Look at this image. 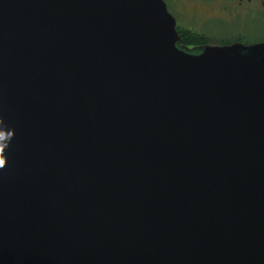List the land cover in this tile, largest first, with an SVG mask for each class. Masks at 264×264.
<instances>
[{"label":"water","instance_id":"95a60500","mask_svg":"<svg viewBox=\"0 0 264 264\" xmlns=\"http://www.w3.org/2000/svg\"><path fill=\"white\" fill-rule=\"evenodd\" d=\"M176 24L0 0V264H264V42Z\"/></svg>","mask_w":264,"mask_h":264},{"label":"flooded vegetation","instance_id":"af4514ba","mask_svg":"<svg viewBox=\"0 0 264 264\" xmlns=\"http://www.w3.org/2000/svg\"><path fill=\"white\" fill-rule=\"evenodd\" d=\"M182 37L206 45L264 42V0H165ZM200 51V48H195Z\"/></svg>","mask_w":264,"mask_h":264},{"label":"trees","instance_id":"16d2710c","mask_svg":"<svg viewBox=\"0 0 264 264\" xmlns=\"http://www.w3.org/2000/svg\"><path fill=\"white\" fill-rule=\"evenodd\" d=\"M183 43L192 45L193 43H197V42H195L194 40H187V38H184Z\"/></svg>","mask_w":264,"mask_h":264},{"label":"rangeland","instance_id":"374dc122","mask_svg":"<svg viewBox=\"0 0 264 264\" xmlns=\"http://www.w3.org/2000/svg\"><path fill=\"white\" fill-rule=\"evenodd\" d=\"M229 45H231V44H229ZM200 47H202V46H200ZM200 47L199 46H193V48H189L190 50L187 47H185V46L183 48L186 49V50H189V51H192V52H196L197 53L198 51H196L195 48H200Z\"/></svg>","mask_w":264,"mask_h":264}]
</instances>
